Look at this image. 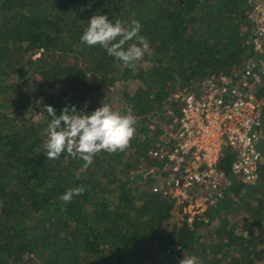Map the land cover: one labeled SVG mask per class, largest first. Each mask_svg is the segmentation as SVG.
<instances>
[{
	"label": "trees",
	"instance_id": "16d2710c",
	"mask_svg": "<svg viewBox=\"0 0 264 264\" xmlns=\"http://www.w3.org/2000/svg\"><path fill=\"white\" fill-rule=\"evenodd\" d=\"M244 9V0H0V264H178L184 254L264 264V169L254 185L230 176L192 224L153 192L159 176L149 173L160 169L148 156L159 123L180 114L170 95L240 73L252 54ZM94 14L139 21L149 51L134 69L81 42ZM103 101L137 118L130 147L87 168L66 152L47 160L44 107L91 114ZM220 165L229 173V160ZM77 187L84 194L60 200Z\"/></svg>",
	"mask_w": 264,
	"mask_h": 264
},
{
	"label": "built area",
	"instance_id": "2783aa9c",
	"mask_svg": "<svg viewBox=\"0 0 264 264\" xmlns=\"http://www.w3.org/2000/svg\"><path fill=\"white\" fill-rule=\"evenodd\" d=\"M244 3L252 54L241 72L207 77L173 92L170 98L179 100L180 114L162 125L164 132L148 150L160 162V169L149 173L163 180L153 192L181 204L177 213L191 224L223 198L230 176L254 185L264 169L259 148L264 138V0ZM223 159L229 160V173L220 165Z\"/></svg>",
	"mask_w": 264,
	"mask_h": 264
},
{
	"label": "clouds",
	"instance_id": "9594fccd",
	"mask_svg": "<svg viewBox=\"0 0 264 264\" xmlns=\"http://www.w3.org/2000/svg\"><path fill=\"white\" fill-rule=\"evenodd\" d=\"M141 24L133 20L129 26L120 20L109 22L106 15L94 14L86 25L81 42L87 46H99L107 55L114 58L117 67L134 69L149 51V42L140 35ZM51 117L44 142L47 160H58L63 153L84 161V168L93 163L94 157L101 152H123L130 147L136 134L137 118L129 109L126 114L106 104L96 108L91 114L78 112L76 107L66 106L60 115L47 105L44 107ZM83 187L69 189L61 197L63 203H70L73 196L84 194ZM198 258L187 256L178 264H197Z\"/></svg>",
	"mask_w": 264,
	"mask_h": 264
},
{
	"label": "rangeland",
	"instance_id": "374dc122",
	"mask_svg": "<svg viewBox=\"0 0 264 264\" xmlns=\"http://www.w3.org/2000/svg\"><path fill=\"white\" fill-rule=\"evenodd\" d=\"M37 77H38V74L35 76V78H37ZM159 124L166 126V122H164V123H159ZM164 126H163V128H164ZM156 176H157V174H156ZM157 177H158V176H157ZM158 179H159V180H157L156 184L160 185V184L162 183L163 180H162V178H160V177H158Z\"/></svg>",
	"mask_w": 264,
	"mask_h": 264
}]
</instances>
